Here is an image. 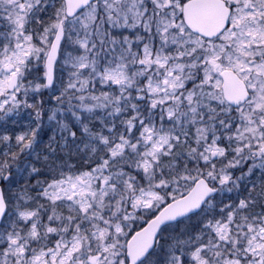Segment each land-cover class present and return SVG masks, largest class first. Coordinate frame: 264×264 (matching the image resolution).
<instances>
[{
    "label": "snow or ice",
    "instance_id": "1",
    "mask_svg": "<svg viewBox=\"0 0 264 264\" xmlns=\"http://www.w3.org/2000/svg\"><path fill=\"white\" fill-rule=\"evenodd\" d=\"M0 264H264V0H0Z\"/></svg>",
    "mask_w": 264,
    "mask_h": 264
}]
</instances>
